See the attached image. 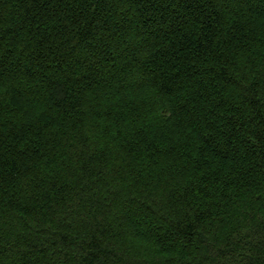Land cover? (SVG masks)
I'll return each mask as SVG.
<instances>
[{
	"label": "trees",
	"instance_id": "obj_1",
	"mask_svg": "<svg viewBox=\"0 0 264 264\" xmlns=\"http://www.w3.org/2000/svg\"><path fill=\"white\" fill-rule=\"evenodd\" d=\"M0 264H264V0H0Z\"/></svg>",
	"mask_w": 264,
	"mask_h": 264
}]
</instances>
